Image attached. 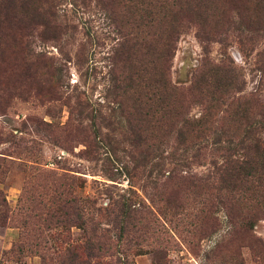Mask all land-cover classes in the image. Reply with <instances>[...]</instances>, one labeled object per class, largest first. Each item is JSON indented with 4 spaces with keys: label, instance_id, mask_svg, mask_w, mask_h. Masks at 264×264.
<instances>
[{
    "label": "rangeland",
    "instance_id": "rangeland-1",
    "mask_svg": "<svg viewBox=\"0 0 264 264\" xmlns=\"http://www.w3.org/2000/svg\"><path fill=\"white\" fill-rule=\"evenodd\" d=\"M153 5L0 0V264H264L262 185L227 186L218 154L170 162L209 141L178 135L208 105L207 135L261 122L259 5L216 0L206 53L185 23L167 79Z\"/></svg>",
    "mask_w": 264,
    "mask_h": 264
},
{
    "label": "trees",
    "instance_id": "trees-1",
    "mask_svg": "<svg viewBox=\"0 0 264 264\" xmlns=\"http://www.w3.org/2000/svg\"><path fill=\"white\" fill-rule=\"evenodd\" d=\"M28 0H25V3ZM155 1V7L161 8V16L158 17L155 22V31L158 38V51L156 52L158 58L161 59L158 71L162 72L164 78L167 79L166 73L170 69L171 59L174 55L175 43L178 40L180 33L186 28L185 23L195 22L197 24V32L195 38L201 43V49L203 53L207 52V42L210 40L206 30H209L207 23V16L213 15V5L216 0H151ZM236 4L234 10L238 17L241 15L240 12L244 11V5L249 0H229ZM158 4V5H156ZM151 5V4H149ZM256 5H259L260 13L253 20L250 17H245L247 22L251 25H264V0H256ZM40 16L49 15L41 11ZM154 15V14H153ZM42 25V24H41ZM45 22L43 26H45ZM248 28L250 27H245ZM220 43V41L218 42ZM157 58V59H158ZM216 72L211 77L218 74V71L224 72L225 74L229 70L224 69L223 65L216 64L213 66ZM220 76V75H219ZM162 80V81H161ZM157 79L160 85H164L166 92H163L165 97L170 99L175 95L183 97L185 93H189L191 89H200L199 86L187 87V88H176L169 82L164 84L165 79ZM227 85V84H226ZM126 85L121 88V93H124ZM201 95V91L196 92ZM188 95H191L189 93ZM211 107L208 105L206 110V116L203 119L194 121H183L181 127L178 129V135L180 137L187 136L190 132V126H196V132L199 134V138L209 141H201L202 145L199 148L193 150L194 152L188 151L189 148L185 147L181 154L177 157H171L170 162H174L172 165H182L190 160L208 154H218L221 159V174L223 181L227 186L231 185V181H245L247 179L258 182L264 188V139L259 135L264 133V114L261 115V122L256 126H249L248 129L244 130L239 135H223L215 132L204 133L205 126L208 123L209 110ZM170 119L177 114L172 109L169 111ZM174 114V115H173ZM173 115V116H172ZM201 128V130H199ZM203 129V130H202ZM237 155L239 157H237ZM168 177L181 178L179 173L171 170L168 171ZM228 188V187H226Z\"/></svg>",
    "mask_w": 264,
    "mask_h": 264
}]
</instances>
